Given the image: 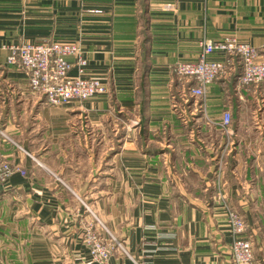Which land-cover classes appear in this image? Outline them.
Masks as SVG:
<instances>
[{"label": "crops", "instance_id": "1", "mask_svg": "<svg viewBox=\"0 0 264 264\" xmlns=\"http://www.w3.org/2000/svg\"><path fill=\"white\" fill-rule=\"evenodd\" d=\"M227 36L263 44L264 0H0V46L77 42L85 75L108 87L48 105L0 49V159L14 169L0 183V264H97L82 243L93 216L126 252L109 264H232L224 205L264 264V82L216 80L186 125L171 105L188 87L174 65Z\"/></svg>", "mask_w": 264, "mask_h": 264}, {"label": "built area", "instance_id": "2", "mask_svg": "<svg viewBox=\"0 0 264 264\" xmlns=\"http://www.w3.org/2000/svg\"><path fill=\"white\" fill-rule=\"evenodd\" d=\"M200 52L194 62H177L173 67V73L177 79L185 81L188 87L180 94L181 104L174 99L171 102L172 109L178 111V119L183 124L190 121L189 113L186 114L189 103L195 101L196 112H203L207 88L214 81L226 78L233 74L238 87H249L264 82V43L254 47L248 43L230 36L218 40H202L199 43ZM1 50L6 51L5 63L15 66L27 73L29 91L42 94L49 105H61L71 100L84 101L95 95H105L108 87L102 80L85 75L84 69L87 59L79 45L72 41H42L20 42L19 44H4ZM221 54L222 60H212L210 56ZM67 57H73L77 68V75L70 77L68 71L72 64ZM239 69V71H238ZM238 71V72H237ZM231 114L224 111L218 121V125L226 135L230 132ZM226 146L232 148V143ZM225 149H221L218 155L216 176L223 173L225 161ZM14 171L13 167L4 159H0V183H5ZM218 197L224 200L218 193ZM225 221L232 235L230 243V261L232 264H254L253 243L246 233L244 219L231 207L224 205ZM82 233V243L87 249L91 259L97 264H109V258L115 251L126 254L119 242L108 241L99 229L105 230L103 224L93 216ZM106 231V230H105Z\"/></svg>", "mask_w": 264, "mask_h": 264}, {"label": "rangeland", "instance_id": "3", "mask_svg": "<svg viewBox=\"0 0 264 264\" xmlns=\"http://www.w3.org/2000/svg\"><path fill=\"white\" fill-rule=\"evenodd\" d=\"M227 37H230V36H227ZM225 38V37H224ZM223 39V38H222ZM42 41H60V40H41V41H23V42H35V43H37V42H42ZM22 42V41H21ZM73 42V41H72ZM75 43H77V42H75ZM19 44V43H18ZM78 44V43H77ZM79 45V44H78ZM80 47V46H79ZM82 50V49H81ZM83 51V50H82ZM84 53V52H83ZM73 58V57H72ZM67 59V58H66ZM5 60H6V58H5ZM68 61V60H67ZM69 62V61H68ZM71 63V62H70ZM72 65H74L75 66V62L73 61V63H71ZM7 65V64H6ZM8 66V65H7ZM9 67H11V66H9ZM12 67H15V66H12ZM72 67V66H71ZM76 67V66H75ZM86 68V67H85ZM71 69V68H70ZM76 70H77V68H76ZM85 70V69H84ZM69 72V71H68ZM215 82V81H214ZM29 89V88H28ZM31 92V91H30ZM45 98V97H44ZM46 103V102H45ZM47 104V103H46ZM49 105V104H48ZM186 112V114H188L189 113V111H185ZM180 121V120H179Z\"/></svg>", "mask_w": 264, "mask_h": 264}]
</instances>
